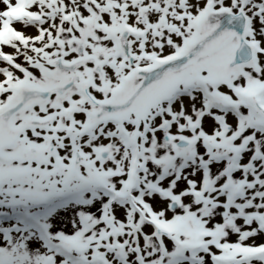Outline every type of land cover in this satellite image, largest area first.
Here are the masks:
<instances>
[{
  "label": "snow or ice",
  "instance_id": "snow-or-ice-1",
  "mask_svg": "<svg viewBox=\"0 0 264 264\" xmlns=\"http://www.w3.org/2000/svg\"><path fill=\"white\" fill-rule=\"evenodd\" d=\"M0 264H264V0H0Z\"/></svg>",
  "mask_w": 264,
  "mask_h": 264
}]
</instances>
